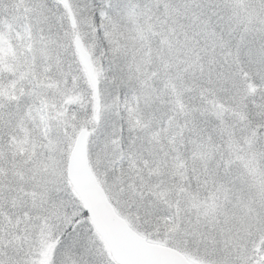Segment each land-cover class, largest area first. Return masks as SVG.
<instances>
[{"label":"snow or ice","instance_id":"1","mask_svg":"<svg viewBox=\"0 0 264 264\" xmlns=\"http://www.w3.org/2000/svg\"><path fill=\"white\" fill-rule=\"evenodd\" d=\"M0 264H264V0H0Z\"/></svg>","mask_w":264,"mask_h":264}]
</instances>
